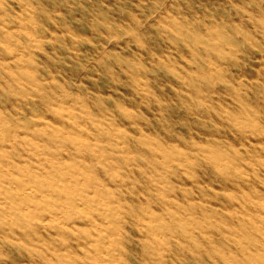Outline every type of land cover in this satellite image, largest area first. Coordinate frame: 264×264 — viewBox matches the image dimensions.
Masks as SVG:
<instances>
[{"label": "rangeland", "instance_id": "obj_1", "mask_svg": "<svg viewBox=\"0 0 264 264\" xmlns=\"http://www.w3.org/2000/svg\"><path fill=\"white\" fill-rule=\"evenodd\" d=\"M0 264H264V0H0Z\"/></svg>", "mask_w": 264, "mask_h": 264}]
</instances>
